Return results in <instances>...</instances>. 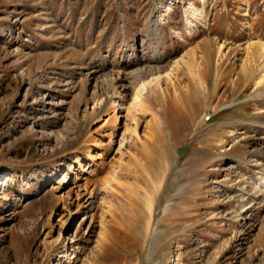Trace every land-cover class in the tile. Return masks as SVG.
Returning a JSON list of instances; mask_svg holds the SVG:
<instances>
[{"label":"rangeland","instance_id":"rangeland-1","mask_svg":"<svg viewBox=\"0 0 264 264\" xmlns=\"http://www.w3.org/2000/svg\"><path fill=\"white\" fill-rule=\"evenodd\" d=\"M0 264H264V0H0Z\"/></svg>","mask_w":264,"mask_h":264},{"label":"bare ground","instance_id":"bare-ground-1","mask_svg":"<svg viewBox=\"0 0 264 264\" xmlns=\"http://www.w3.org/2000/svg\"><path fill=\"white\" fill-rule=\"evenodd\" d=\"M189 67H188V71H191L190 72V74L191 75H193V79H192V84H194L195 85V81L197 82H199L198 83V85H200L201 86V88H204L205 89V86L203 85L204 83H203V77H201V76H203L202 74H200V73H202L201 71H199L198 72V70H197V68H195V67H193V66H191V65H188ZM154 70L155 69H160V68H157V67H154L153 68ZM183 73H185V70H182V74ZM193 85V86H194ZM189 88L191 89V86L189 85ZM180 90V89H179ZM205 91H206V89H205ZM190 93V90H188V92H185V91H183V90H180V95H181V99H183V101H184V99L186 98V96H188V94ZM160 96V95H159ZM158 96V97H159ZM163 97H165V100L166 101H170V99H172V94L170 93V91L168 90H164L163 91ZM159 101V100H158ZM160 102V101H159ZM152 130H153V132L156 134V136H158V137H160V136H162L161 135V133H162V131H163V127L161 126V124L160 125H158V127H153L152 128ZM155 139V138H154ZM154 139H151L150 141H147V144L145 145V146H143L140 150H139V152H138V154H140L139 155V157H141V160H143V161H145V162H139V164L142 166V168H152V167H154L156 164H155V156H157V155H159L160 153V151H159V149H158V146L156 145V142H155V140ZM147 147L149 148L148 150H147ZM140 160V161H141ZM138 162V161H137ZM143 164V165H142ZM139 168V167H138ZM148 168L146 169V170H148ZM141 169V168H140ZM152 170V169H151ZM150 170V171H151ZM135 172H137L138 173V170L137 171H135ZM121 176H122V174H121ZM66 178H67V176L66 175H64V177H63V179L61 180V182L60 183H63V182H65L66 181ZM153 198L154 197H152V196H150L148 199H149V208H150V213L152 212V206H153Z\"/></svg>","mask_w":264,"mask_h":264}]
</instances>
